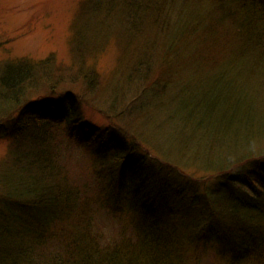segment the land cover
I'll return each mask as SVG.
<instances>
[{
    "label": "trees",
    "instance_id": "obj_1",
    "mask_svg": "<svg viewBox=\"0 0 264 264\" xmlns=\"http://www.w3.org/2000/svg\"><path fill=\"white\" fill-rule=\"evenodd\" d=\"M90 2L91 10L95 7L103 17L105 27L101 29L114 27L125 34L127 27L134 35L135 28L137 43L147 44L144 50H153L157 44L161 52L164 49V63L175 49L176 62L182 54H191L183 48L186 41L194 44L191 50L204 42L214 46L229 41L232 47L222 65H234L244 58L252 63L264 61V0ZM104 4L108 8L100 12ZM146 11L154 15L153 25L165 38L142 31L151 28L146 24ZM125 51L131 60L135 50L126 47ZM146 58L149 63V55ZM148 63V71L153 70ZM56 65L52 57L10 61L1 77L0 116L20 105L19 99L32 85L49 82L51 90L59 88ZM131 73L141 79L135 71ZM219 76V72L208 75L209 84L203 87L185 82L169 97L173 100L169 103L176 105H167L170 113L165 120L168 130L173 126L175 142L182 150L205 162L214 153L221 157H217L215 186L191 174H179L167 162L150 161L147 170L149 157L138 155L137 146L119 143L111 130L102 134L99 147L87 154L80 147L84 138L78 135L90 127L79 120L83 116L81 95L50 93L28 99L20 110L27 109L11 130L13 136L21 137L14 143L20 154L14 150L17 155L4 162L0 232L14 239L0 238V264H264V152L251 157L260 150L240 144L254 143L264 134V124L253 113L264 109L254 102L261 97L255 89L262 82L251 77L238 85L230 74L226 79ZM88 82L94 84L92 79ZM153 94L162 98L161 91ZM51 95L64 106L58 108ZM162 105H143L141 110L154 111ZM93 132V137L101 134L98 128ZM57 134L67 140L72 154L88 156H81L92 164L87 175L93 176L100 198L104 197L102 205L111 217L110 227L112 222L119 225L115 234H107L106 228L95 226V218L85 216L82 195L86 190L66 173L65 156L53 143ZM107 135L112 141L106 140ZM25 143H29L28 150L21 149ZM135 143L142 147L139 139ZM174 172L184 184L179 192L171 182ZM195 188V193L189 192ZM208 249L217 253L219 258H213L216 263L203 261Z\"/></svg>",
    "mask_w": 264,
    "mask_h": 264
},
{
    "label": "rangeland",
    "instance_id": "obj_2",
    "mask_svg": "<svg viewBox=\"0 0 264 264\" xmlns=\"http://www.w3.org/2000/svg\"><path fill=\"white\" fill-rule=\"evenodd\" d=\"M90 4V0H0V84L6 65L20 57L32 59L52 57L57 63L55 79H60L61 82L59 88L52 90L48 87L49 82L28 87L19 99L20 105L5 110L0 116V126L4 130L0 132V189L6 181L4 179V162H8L20 154L14 143L21 137L13 136L11 130L21 112L27 109L20 110L21 107L26 106L27 100L30 98L38 99L39 96L50 93H59L57 96H64L66 92L76 96L81 95L80 110L83 116L79 120L90 123V127L84 128L82 134L78 135L84 138L85 142H82L80 147L86 149L87 154L97 149L103 139L104 135L102 134L111 130L110 134L115 135L119 143H125L129 147L137 146L136 153L138 155L149 157V161L146 160L147 170H149L150 161L161 162V164L167 162L169 167L175 166L173 168L179 174L185 172L193 175L192 177L204 180L206 184L211 183L212 186H215L216 162L220 160L217 158L219 156H215L214 153L212 158L205 162L194 157L189 153L190 151L178 147L173 134V126L168 130L165 121L167 114L170 113L167 105L172 107L176 105L174 102L170 104L169 101L173 100L168 99L185 82L189 81L190 84L203 87L209 84L208 75L212 76L219 72L222 75L218 77L219 79H226L230 74L231 79L238 85L245 78L261 79L262 83L257 84L255 89L258 90L261 97H258L254 102L264 106V61L252 63L249 58H244L234 65L226 63V66L222 65V61H225V53L229 51L228 48L232 47L226 38L227 43L219 41L217 43L221 44H214L215 48L211 42H204L201 46L198 44L194 50H191L194 44L185 40L187 43L184 42L183 48L190 49L189 51L192 53L188 52V56L182 54L180 61L176 62L178 51L175 49L172 51V58L164 63L162 59L164 49L162 48L161 52V48L157 44L153 50H144L147 48V44L145 41H143L144 46L137 43L136 33L133 31L135 28L132 30L134 35H131V31L127 27L125 34L116 31L114 27L101 29L104 26L101 24L103 17L97 15L95 7L91 10ZM106 8L108 6L106 7L104 4V8L100 12ZM174 14L172 13V15ZM146 16L149 21L146 24L151 28L142 31L149 36L155 33L158 38H165V35H162L164 32L153 25L154 15L146 11ZM78 31L79 34H77ZM76 34L77 38H75ZM189 45L190 48H188ZM126 47L135 50L131 52V60L136 58L134 62H130L131 60L128 59L129 53L126 57ZM198 47L200 49L197 52ZM147 55H149L151 65L148 63ZM147 63L154 66L153 70L148 71ZM132 65L133 69L131 70ZM134 71L141 79L134 78L131 73ZM89 74L93 76L86 77ZM212 78L214 79L216 76ZM91 79L94 82L93 85L88 82ZM157 90L162 93L160 99L153 94ZM167 90V95H164ZM50 97L56 101L58 108L64 106L58 102L59 98L56 96L51 95ZM160 102L163 105L154 111L149 108L147 111L141 110L143 105L157 107ZM160 110L162 112L158 113ZM188 113L191 112L188 111ZM253 113H256L258 121L263 125L264 109ZM162 122L164 124L159 128V124ZM95 128H98L101 134H96L93 137ZM64 134L66 136V133ZM57 136L59 138L54 137L53 143L59 146L61 153L65 156L66 173L75 182L78 180L86 190L82 195V202L86 209L85 216L95 218V226L106 228L107 234H115L119 225L112 222L113 227H110L111 217L108 216L107 210L102 205L104 197L100 198L101 195L97 191L93 176L87 175V172L92 168L90 160L82 159L81 156H87L85 154L71 153L72 149H69L67 136V140L62 139L58 134ZM136 139L141 141L144 148L135 143ZM106 140L112 141L108 135ZM25 144L21 147L22 150H28L29 143ZM240 144L245 145V148L259 149V153L257 150L255 154L249 152L251 157L256 158L264 152V134L254 143ZM30 145L32 144L30 143ZM146 148H148L147 151ZM14 150L17 151L16 155H13ZM150 154L153 156H149ZM156 168H160V165L157 164ZM175 173H173L171 182L175 186L174 191L179 192L183 189L184 184L178 182ZM91 182L93 184H90ZM198 188L190 189L189 192L195 193ZM114 216L115 213L112 217L114 218ZM0 238L14 239L3 232H0ZM208 250L203 261L216 263L213 258H219L217 253L213 249Z\"/></svg>",
    "mask_w": 264,
    "mask_h": 264
}]
</instances>
